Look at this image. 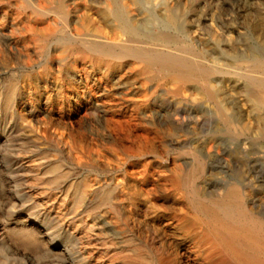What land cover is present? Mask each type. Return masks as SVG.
I'll return each instance as SVG.
<instances>
[{
  "label": "rangeland",
  "instance_id": "1",
  "mask_svg": "<svg viewBox=\"0 0 264 264\" xmlns=\"http://www.w3.org/2000/svg\"><path fill=\"white\" fill-rule=\"evenodd\" d=\"M131 50L205 68L208 87ZM257 57L264 0H0V264H211L195 189L264 222Z\"/></svg>",
  "mask_w": 264,
  "mask_h": 264
},
{
  "label": "bare ground",
  "instance_id": "2",
  "mask_svg": "<svg viewBox=\"0 0 264 264\" xmlns=\"http://www.w3.org/2000/svg\"><path fill=\"white\" fill-rule=\"evenodd\" d=\"M114 2V1H113ZM136 2V1H135ZM110 4V3H109ZM107 5V3H106ZM110 6V5H108ZM137 6V5H136ZM125 7V6H124ZM126 11V10H125ZM110 21H117L131 36L152 37L149 32H142L138 27L132 25L123 9L116 7L104 16ZM106 20V18H105ZM172 21V20H171ZM107 24V23H106ZM115 24V22H114ZM117 24V23H116ZM164 25V24H163ZM53 33V32H52ZM51 36V35H50ZM52 38V37H50ZM138 38V37H137ZM44 40V39H43ZM50 40V39H49ZM46 41V40H45ZM111 49V48H108ZM105 50L102 56L108 58L112 56L110 50ZM67 50V49H66ZM99 50V48H98ZM89 52V50H88ZM128 52V51H127ZM136 57L147 61L149 64H159L163 71L169 75L178 77L187 83H197L207 88L211 77L210 72L205 68L194 66L186 61L174 58H167L155 51L149 52H133ZM98 53V52H97ZM122 53H124L122 51ZM92 54V53H90ZM96 54V53H95ZM128 54V53H127ZM93 55V54H92ZM115 55V54H114ZM126 55V54H125ZM124 55V56H125ZM97 56V54H96ZM87 57V56H85ZM119 57V55H117ZM172 57V56H171ZM174 57V56H173ZM96 58V57H94ZM102 58V57H101ZM112 58V57H111ZM114 58V57H113ZM122 59V57H120ZM132 59V58H131ZM139 59V61H140ZM256 63L255 69L264 72V60L260 58H253ZM127 60V59H126ZM184 60V59H183ZM120 62V61H119ZM136 62V60H135ZM213 77V76H212ZM218 77V76H217ZM214 79V78H213ZM218 79V78H217ZM213 83V82H212ZM260 87L264 89V84ZM217 90V89H216ZM205 93V92H204ZM264 101V100H263ZM264 104V102H262ZM224 112V110H223ZM220 114V113H219ZM227 116V115H226ZM249 116V115H248ZM236 118V117H235ZM238 118V117H237ZM247 118V117H246ZM192 119V117H191ZM228 119V118H227ZM239 120V119H238ZM249 120V119H248ZM243 122V121H242ZM187 123V122H186ZM200 123V122H199ZM229 125V124H228ZM250 132V131H249ZM251 133V132H250ZM216 135V134H215ZM252 137V136H251ZM239 139V138H238ZM220 140V139H219ZM252 140V139H251ZM222 141V139H221ZM239 141V140H238ZM241 141V140H240ZM243 141V140H242ZM261 143V142H259ZM264 143V142H262ZM245 145V142L244 144ZM248 146V145H247ZM230 147V145H229ZM239 147V146H238ZM246 147V146H245ZM244 147V150H245ZM259 147V145H258ZM251 148V147H250ZM260 148V147H259ZM263 148V147H262ZM255 149V148H254ZM199 150V149H198ZM222 150V149H221ZM230 150V149H229ZM234 150V149H233ZM200 151V150H199ZM204 152V151H203ZM249 152V149H248ZM260 152V151H259ZM230 153V152H229ZM236 153V152H235ZM239 153V151H237ZM253 153V152H252ZM261 153V152H260ZM222 154V153H221ZM226 154V153H225ZM234 154V153H233ZM242 154V153H241ZM251 154V152H250ZM195 155V154H194ZM261 155V154H260ZM201 156V155H200ZM232 156V155H231ZM234 156V155H233ZM243 157V156H242ZM250 157V156H249ZM197 158V157H196ZM199 158V157H198ZM194 159V158H193ZM224 159V158H223ZM241 160V159H239ZM251 160V159H250ZM196 161V160H195ZM252 161V160H251ZM170 162V161H169ZM198 162V161H197ZM227 162V161H226ZM249 162V161H248ZM261 162V161H259ZM194 163V162H193ZM241 163V162H240ZM243 163V162H242ZM246 163V162H245ZM166 164V163H165ZM234 164V163H233ZM232 164V165H233ZM208 165V164H207ZM237 166V165H236ZM166 167V166H165ZM194 167V166H193ZM198 167V168H197ZM197 170L194 175H200L205 172L204 163L199 162ZM258 167V166H257ZM256 167V168H257ZM251 168V167H250ZM183 169V168H182ZM242 169V168H240ZM263 171V170H262ZM186 172V171H185ZM261 172V171H260ZM176 173V172H175ZM248 173V172H247ZM178 174V173H177ZM255 174V173H254ZM163 175V174H162ZM168 176V175H167ZM175 176V175H173ZM172 176V177H173ZM180 176V175H179ZM248 176V175H247ZM171 177V176H168ZM198 178V177H197ZM201 178V177H200ZM249 179V178H248ZM159 181V180H158ZM238 181V180H237ZM156 182V181H155ZM187 179H178L173 183L174 186H185ZM152 183V182H151ZM196 183V182H195ZM194 183V184H195ZM199 183V182H198ZM201 183V182H200ZM240 183V182H239ZM251 183V182H249ZM160 184V183H159ZM158 184V185H159ZM166 184V183H165ZM168 184V183H167ZM164 185V183H163ZM212 185V184H211ZM223 185V184H221ZM115 186V185H114ZM165 186V185H164ZM162 187L165 188V187ZM172 186V185H171ZM205 186V185H204ZM201 187V186H200ZM226 187V186H225ZM161 188V187H160ZM167 188V187H166ZM185 188V187H184ZM240 188V187H239ZM161 189V190H162ZM225 189V188H224ZM241 189V188H240ZM169 190V189H168ZM164 191V190H163ZM166 191V190H165ZM164 191V192H165ZM179 191V190H178ZM225 192V191H224ZM12 193V192H11ZM179 193V192H178ZM210 193V192H209ZM216 193V192H215ZM220 193V192H219ZM222 193V192H221ZM184 194V193H183ZM176 195V194H175ZM180 197V196H179ZM222 198V197H221ZM224 198V197H223ZM217 200L213 197L202 194L198 189L193 190L190 195V202L194 205L196 212L201 213L206 219L204 225L206 226L205 233H202L210 248L213 249L211 256V264H264V248H261L259 237H264V222L259 220L252 212L246 209L244 201L239 195L232 190L228 192L224 199ZM245 199V198H244ZM247 199V198H246ZM182 200V199H181ZM184 200V199H183ZM250 200V199H248ZM246 201V200H245ZM185 203V201H183ZM250 202V201H249ZM256 203V201L254 202ZM185 205V204H184ZM253 205V204H252ZM256 206V205H255ZM250 207V205H249ZM193 209V210H194ZM192 210V209H191ZM264 211V210H263ZM257 212V211H256ZM264 213V212H263ZM190 214V213H189ZM261 214V213H260ZM199 215V214H198ZM189 216V215H188ZM196 216V215H195ZM259 216V215H258ZM184 217V216H182ZM193 217V216H192ZM181 218V217H180ZM194 218V217H193ZM202 218V217H201ZM199 219V218H197ZM264 220V219H262ZM180 221V220H179ZM197 221V220H196ZM196 223V222H195ZM193 224V223H192ZM181 226V225H179ZM190 226V225H189ZM202 226V225H201ZM193 226L192 228H194ZM198 227V226H197ZM189 230V229H188ZM200 230V228H199ZM196 232V231H195ZM194 232V234H195ZM200 235V236H201ZM199 237V236H198ZM201 237V239H202ZM203 238V239H204ZM197 242V241H195ZM194 242V243H195ZM202 242V241H201ZM204 242V241H203ZM205 243V242H204ZM201 243H199L200 245ZM198 245V246H199ZM202 245V244H201ZM200 245V246H201ZM209 246V245H208ZM127 247V246H126ZM134 248V247H133ZM140 248V247H139ZM200 248V247H199ZM204 248V247H203ZM209 248V247H208ZM209 248V251H210ZM117 249V248H116ZM136 249V248H135ZM135 249L133 251H135ZM145 250V249H144ZM154 250V249H153ZM203 250V249H201ZM138 252V251H137ZM142 252V251H141ZM120 253V252H119ZM140 253V252H139ZM157 253V252H156ZM207 254V253H206ZM129 255V254H128ZM139 255V254H138ZM148 255V254H147ZM157 255V254H156ZM186 255V254H185ZM208 255V254H207ZM66 256V255H65ZM108 256V255H107ZM125 256V255H124ZM133 256H135L133 254ZM78 257V256H77ZM88 257V256H86ZM93 257V256H92ZM102 257V256H101ZM113 257V256H112ZM139 257V256H138ZM142 257V256H141ZM111 258V257H110ZM147 258V257H146ZM143 259V257H142ZM107 260V259H106ZM145 260V259H144ZM147 260V259H146ZM149 260V259H148ZM120 261V260H119ZM92 262V259H91ZM95 262V261H94ZM102 262V261H101ZM110 262V261H109ZM123 262V261H122ZM132 262V260H131ZM134 262V261H133ZM150 262V261H149ZM165 262V261H164ZM210 262V260H209ZM119 263V262H118ZM145 263V262H144ZM152 264H162L158 260H151ZM187 263V262H186ZM114 264V262H113ZM138 264V263H137Z\"/></svg>",
  "mask_w": 264,
  "mask_h": 264
}]
</instances>
